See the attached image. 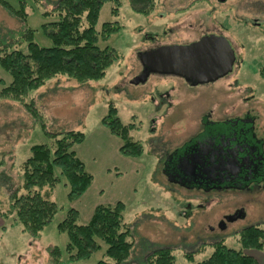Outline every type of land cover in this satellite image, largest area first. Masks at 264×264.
I'll return each mask as SVG.
<instances>
[{
  "label": "rangeland",
  "instance_id": "obj_1",
  "mask_svg": "<svg viewBox=\"0 0 264 264\" xmlns=\"http://www.w3.org/2000/svg\"><path fill=\"white\" fill-rule=\"evenodd\" d=\"M7 1L17 6L18 0ZM56 1L27 0L28 25L38 30L34 41L41 46H51L40 28L52 20L45 18L42 11H51ZM119 1L117 15L112 13L113 3L102 7L97 26L100 30L105 22L114 21L122 25L106 43H100L101 47L115 49L120 56L103 79L81 85L66 77H57L31 92L22 102L0 101V162H4L0 166V211L7 209L10 191L20 184L19 166L30 156V147L50 141L41 124L27 111L26 101H33L48 131L84 133L83 143L86 144L82 150L91 159L94 157L93 163L99 162L100 166V161L108 162V166L112 165L111 172L121 173L123 175L119 176L125 178L129 168L117 163L118 160L108 159L107 142L100 137L106 129L101 120L113 104L122 122L134 124L132 136L144 146L143 156L134 160L138 183L123 213L135 240L127 264H144L153 247L169 248L176 264H194L207 259L215 243L220 241L239 250L244 229L251 225L264 229L263 184L261 188L250 190L212 193L205 199L202 191L188 190L168 180L162 172L163 154L182 145L198 129L201 116L211 111L215 120L249 114L259 137L264 140V76L261 75L264 68V0L225 3L154 0L153 10L147 15L136 12L132 0ZM22 28L23 23L0 6V40H3L0 43L14 39L16 42ZM219 30L229 37L236 54L234 69L228 76L198 89H189L161 76L150 77L146 84L131 83L142 69L141 51L157 43L188 41L203 31ZM155 35L158 41L152 42L149 37ZM24 45L19 48L23 49ZM0 77L7 84L11 81L3 69H0ZM158 91L169 92L171 108L158 105V99L152 102L151 98ZM41 193L57 203L58 214L38 238L24 233L20 226H11L12 221L6 220L5 228H0V264H53L51 249L65 247L67 236L58 231L57 224L72 207L67 198L68 188L62 182L53 189L42 188ZM104 250L103 245V249L87 261H65L64 264H96L103 258ZM249 252L263 264L264 249Z\"/></svg>",
  "mask_w": 264,
  "mask_h": 264
},
{
  "label": "trees",
  "instance_id": "obj_2",
  "mask_svg": "<svg viewBox=\"0 0 264 264\" xmlns=\"http://www.w3.org/2000/svg\"><path fill=\"white\" fill-rule=\"evenodd\" d=\"M106 3H113L112 13L117 15L119 0L54 2L51 11H42L45 18L52 19L40 28L41 33L51 42L50 47H45L34 41L38 30L28 25L27 0H18L17 6L7 0H0V6L23 23V30L18 32L16 42L14 39L0 43V69L11 78L7 84L0 77V101L22 102L31 92L39 90L57 77H66L81 85L103 79L120 56L115 49L110 46L101 47L100 43H106L122 29V25L115 21L105 22L100 30L97 29L101 9ZM153 7L154 0H132V8L141 14H149ZM23 45V49L19 48ZM261 75L264 76V68ZM25 103L27 111L41 124L42 131L50 141L30 147V156L19 166L20 184L10 191L7 209L0 211V217L4 222L9 219L12 221L11 226H20L24 233L38 238L60 210L57 203L42 195L41 189H53L63 182L68 188L67 198L71 204L86 193L93 182V176L76 151V147L85 141L84 133L76 130L48 131L33 101ZM101 123L122 142L119 149L121 155L134 160L143 156V144L132 136L134 124L122 122L113 104L109 105ZM3 164L1 161L0 166ZM125 209L123 202L100 204L94 209L89 221L83 222L75 208H68L57 224L58 231L66 234L67 243L63 249H51V262L64 264L65 261H87L101 251L104 245L103 258L96 264H127L135 240L130 226L124 221ZM241 234V249L230 248L220 241L215 243L214 251L207 259L194 264H259L255 255L247 252L264 249V229L251 225ZM144 264L176 263L169 248L153 247L146 255Z\"/></svg>",
  "mask_w": 264,
  "mask_h": 264
},
{
  "label": "flooded vegetation",
  "instance_id": "obj_3",
  "mask_svg": "<svg viewBox=\"0 0 264 264\" xmlns=\"http://www.w3.org/2000/svg\"><path fill=\"white\" fill-rule=\"evenodd\" d=\"M209 35L224 37L235 52L229 37L224 34V31L219 30L211 33L203 31L188 41L170 44L157 43L140 53L161 46L190 45ZM149 38L152 42L158 41V35ZM143 71L142 66L138 75ZM152 76H161L168 81L175 80L189 89L205 87L221 79L207 84L194 85L177 75L151 74L148 79ZM148 79L138 85L146 84ZM151 99L152 102L158 99V105L161 107H172L168 91L164 93L158 91L156 96ZM212 116V111L202 115L198 129L182 145L164 152L162 172L175 185L188 190L202 191L206 196L205 199L212 193L219 195L229 191L236 192L240 189L261 188L262 184L264 186V140L259 137L253 118L246 114L244 117H227L215 120ZM152 121L154 122V120Z\"/></svg>",
  "mask_w": 264,
  "mask_h": 264
},
{
  "label": "water",
  "instance_id": "obj_4",
  "mask_svg": "<svg viewBox=\"0 0 264 264\" xmlns=\"http://www.w3.org/2000/svg\"><path fill=\"white\" fill-rule=\"evenodd\" d=\"M235 59L227 39L215 35L190 45L161 46L139 53L144 71L131 83L138 85L146 82L151 74H160L181 76L194 85L207 84L230 73Z\"/></svg>",
  "mask_w": 264,
  "mask_h": 264
},
{
  "label": "crops",
  "instance_id": "obj_5",
  "mask_svg": "<svg viewBox=\"0 0 264 264\" xmlns=\"http://www.w3.org/2000/svg\"><path fill=\"white\" fill-rule=\"evenodd\" d=\"M100 137L105 139L107 142L108 159L113 158L116 161L118 160L117 163L120 162L124 164L127 168H129V171L126 170L127 175L125 178H123L120 177L123 174L111 172L110 167L112 165L108 166V162L100 161L102 164L100 166L99 162L94 164V157L91 159L86 151L82 150L86 143L80 145L78 150H76L77 154L85 164L89 173L93 176V182L86 193L79 200L71 203V206L79 212L80 219L83 222L89 221L94 209L100 204L113 205L117 202H123L126 204L129 196H131L132 192L137 186L136 184L138 183V180L135 178L136 166L134 165V159L127 157L122 158L124 156L121 157V154H119V149L122 145V142L113 136L107 129L102 130ZM114 164L116 163L114 162ZM3 226L4 221L0 217V228L3 229ZM262 255L264 256V254ZM259 263L261 264V262Z\"/></svg>",
  "mask_w": 264,
  "mask_h": 264
}]
</instances>
